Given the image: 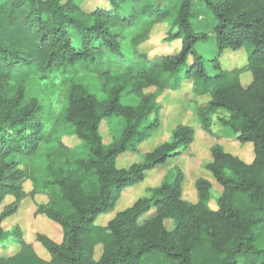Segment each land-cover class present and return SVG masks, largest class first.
<instances>
[{"label":"trees","instance_id":"1","mask_svg":"<svg viewBox=\"0 0 264 264\" xmlns=\"http://www.w3.org/2000/svg\"><path fill=\"white\" fill-rule=\"evenodd\" d=\"M86 1L0 0V205L13 199L0 212V264H264V0H104L90 12ZM160 25L180 49L149 59L143 46ZM204 43L215 56L202 53ZM226 50L243 54L244 64H225ZM242 73L251 77L246 87ZM86 75L102 100L84 86ZM184 83L209 97L193 108L201 131L217 141L212 116L224 111L222 125L251 144L253 159L245 163L215 142L204 170L219 194L200 177L195 200H184V176L174 168L119 209L124 191L192 144L194 129L178 125L140 162L117 167L158 128L157 99ZM56 88L60 106H43ZM125 96L137 104L124 105ZM115 117L123 119L120 134L105 145L100 125ZM36 196L46 201L35 203V214L61 233L58 242L35 235L48 259L18 227L3 226Z\"/></svg>","mask_w":264,"mask_h":264},{"label":"rangeland","instance_id":"2","mask_svg":"<svg viewBox=\"0 0 264 264\" xmlns=\"http://www.w3.org/2000/svg\"><path fill=\"white\" fill-rule=\"evenodd\" d=\"M104 0H87L83 9L86 12H90L97 7H104ZM195 9L200 11L202 19L206 17L204 13V7L199 2L195 4ZM199 9V10H198ZM193 20V19H192ZM191 23L194 24V20ZM169 34L168 25H160L153 29L149 41L143 46V51L149 59L156 56H164L176 54L180 49V43L178 41L170 42L167 40ZM202 53L209 58L215 56V48L211 43H204L201 46ZM228 54H223L222 59L225 64H229L230 67H241L244 64L245 56L243 54H231L230 50H226ZM223 61V62H224ZM251 81V77L248 73L241 74V82L243 86H247ZM84 86L91 93L94 94L99 100L103 99L100 87L94 76L86 75L84 79ZM62 92L56 88L44 95L41 104L43 106H49L51 103L60 106L62 102ZM209 101V97H196L192 92L189 84H182L177 91L165 92L157 99V104L160 108L158 121V128L152 132L151 137L141 143L136 151L126 152L119 156L117 159L118 168H128L131 164L140 162L143 156L152 151L158 144L169 142L172 139L173 132L178 125L192 127L194 129V136L192 144L179 150L177 158L169 159L165 165L157 166L149 172L145 173L144 181L130 189L124 191L120 198L116 202V206L119 209H123L127 206V203H132L139 195L145 193L150 187L158 186L162 179L170 173L174 168H179L183 173L184 179L182 182V197L186 201H194L196 197V191L194 188L195 181L203 177L209 179L212 185L213 192L219 194L220 187L214 182L211 176L204 170V167L211 162L209 155V148L215 142L222 145L225 152L230 153L245 163H250L253 159V151L251 144L240 145L236 139V135L224 127L221 123V119H226L227 114L222 110H217L212 116V131L219 136V139L215 141L213 138L208 137L206 133L201 131L198 122L193 115V108L195 106L205 105ZM138 102L134 96H125L122 99L124 105H136ZM58 106L56 107L58 109ZM123 125V119L121 117L112 118L109 121H102L100 125V134L103 138L105 145L111 143L113 138L119 136ZM63 141L68 146L74 147L79 145V141L74 137H64ZM24 190L26 192L31 190V185L27 181L24 184ZM12 198H7L0 205V212L5 206L12 203ZM44 196H36V201L26 198L20 204L17 212L4 220V228L11 229L18 227L28 243L33 245L36 253L44 259H48L45 250L35 242L36 234H44L49 236L55 241H60L61 233L59 228L48 221L42 216L35 214V203L45 202ZM100 218H98L99 220ZM107 217L102 221L105 223ZM170 228V225H167ZM11 253V252H10ZM100 254V248L96 249V256Z\"/></svg>","mask_w":264,"mask_h":264}]
</instances>
